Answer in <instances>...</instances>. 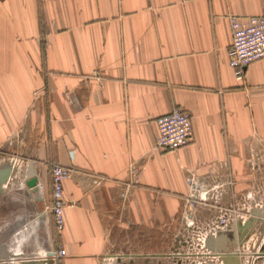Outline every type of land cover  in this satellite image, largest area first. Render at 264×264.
<instances>
[{"label":"crops","instance_id":"0c3cea01","mask_svg":"<svg viewBox=\"0 0 264 264\" xmlns=\"http://www.w3.org/2000/svg\"><path fill=\"white\" fill-rule=\"evenodd\" d=\"M263 13L264 0H0V262L40 249L60 252L53 264L168 261L186 175L235 190L262 165L264 57L235 79L228 15ZM174 107L191 138L156 148ZM51 160L70 168L59 231Z\"/></svg>","mask_w":264,"mask_h":264},{"label":"built area","instance_id":"2783aa9c","mask_svg":"<svg viewBox=\"0 0 264 264\" xmlns=\"http://www.w3.org/2000/svg\"><path fill=\"white\" fill-rule=\"evenodd\" d=\"M231 28V45L228 50V63L233 68L236 80H242L245 67L252 61L264 57V13L248 17H237L229 15ZM157 135L155 147L162 150H175L187 144L191 138L192 126L190 115L179 107H174L168 113L162 114L155 119ZM50 175V211L56 231L61 230L64 225L63 209V181L70 174V168L48 162ZM187 179L189 191L197 187L194 174ZM240 209V208H239ZM249 208L241 214L236 207L230 210L220 209L219 220L206 229L203 238L198 241L199 250L179 251L176 249L161 264H226L225 254L215 253L206 246V238L214 236L222 230L227 233L232 229L234 222L242 224L251 214ZM237 211V212H235ZM232 252L237 258V264H264V229L253 230L246 235L242 242L237 244ZM45 255V254H44ZM53 258H59L60 252L52 249L49 254ZM103 264H124L117 256H109L104 259ZM132 264H143L134 262Z\"/></svg>","mask_w":264,"mask_h":264},{"label":"rangeland","instance_id":"374dc122","mask_svg":"<svg viewBox=\"0 0 264 264\" xmlns=\"http://www.w3.org/2000/svg\"><path fill=\"white\" fill-rule=\"evenodd\" d=\"M259 151L264 154V147L261 146ZM258 161L262 165L257 169H253L255 174L247 173L241 175V180L235 185V190H231L233 182L226 178L222 181L216 180L217 178H211L212 183L209 184L207 182L204 183L203 180H201V182L199 180L197 181V187L188 192L189 196L185 198L186 201L182 205L180 217L176 225L175 235L171 237V242L176 243V245L173 247L171 246V250L173 249V251H175L176 249H180L179 251L192 252L199 250L200 245L197 242L203 238L206 229L214 222V220H219L220 209L230 210L233 207H236L238 213L241 214L242 212H245L247 208L250 209V212L252 209L263 206L264 155H262ZM21 174H23V171ZM190 174H194L197 180V175L190 172L185 177L186 182L187 179L191 177ZM210 200L214 204L209 208L205 202ZM242 241L243 240L240 242ZM163 248V246L160 247L161 252L163 251ZM51 250L52 249H40L39 256L41 257L36 254H33L32 256H17L15 258L16 261H11L9 264H48L47 258H50L53 264V257L49 255Z\"/></svg>","mask_w":264,"mask_h":264},{"label":"water","instance_id":"95a60500","mask_svg":"<svg viewBox=\"0 0 264 264\" xmlns=\"http://www.w3.org/2000/svg\"><path fill=\"white\" fill-rule=\"evenodd\" d=\"M7 169L8 167L4 171V174H3L4 177L0 179V183L7 180L6 178L8 177V174L10 172ZM27 177L28 178L26 179V185H28V187L31 188V190L37 191L39 189V184H37L36 177L33 174V171L31 168L28 169ZM255 221H260L262 223V228L264 229V202H263L262 207L251 210L250 217L246 221H244V223L240 225L237 224V227H238L237 239L232 235L230 236L228 235L230 231L227 233L226 231L223 232L221 230V231L216 232L214 236L209 235L206 238V246L211 250H216V251H219L221 254H225L226 264H237L236 259H234L232 256H228L227 254H229L232 247L238 241H241L246 237V235L249 232V228L255 223ZM0 264H5V262L4 261L0 262Z\"/></svg>","mask_w":264,"mask_h":264},{"label":"bare ground","instance_id":"6f19581e","mask_svg":"<svg viewBox=\"0 0 264 264\" xmlns=\"http://www.w3.org/2000/svg\"><path fill=\"white\" fill-rule=\"evenodd\" d=\"M221 231V230H220ZM224 232V231H223ZM237 236V235H236ZM236 239H237V237H236ZM239 242L240 241H238L233 247H232V249L237 245V244H239ZM232 249H231V251L229 252V254H227L228 256H232L234 259H236V261H237V258H236V256L234 255V253L232 252ZM51 252V251H50ZM215 253H220L219 251H217V252H215ZM5 264H7V263H5Z\"/></svg>","mask_w":264,"mask_h":264}]
</instances>
